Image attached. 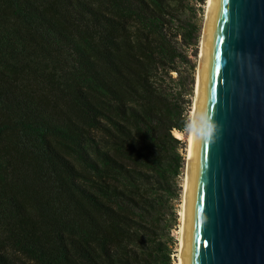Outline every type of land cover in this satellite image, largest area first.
Returning <instances> with one entry per match:
<instances>
[{
  "label": "trees",
  "instance_id": "trees-1",
  "mask_svg": "<svg viewBox=\"0 0 264 264\" xmlns=\"http://www.w3.org/2000/svg\"><path fill=\"white\" fill-rule=\"evenodd\" d=\"M204 1L0 0V264H172Z\"/></svg>",
  "mask_w": 264,
  "mask_h": 264
},
{
  "label": "water",
  "instance_id": "water-1",
  "mask_svg": "<svg viewBox=\"0 0 264 264\" xmlns=\"http://www.w3.org/2000/svg\"><path fill=\"white\" fill-rule=\"evenodd\" d=\"M205 28L180 256L264 264V0H209Z\"/></svg>",
  "mask_w": 264,
  "mask_h": 264
},
{
  "label": "rangeland",
  "instance_id": "rangeland-1",
  "mask_svg": "<svg viewBox=\"0 0 264 264\" xmlns=\"http://www.w3.org/2000/svg\"><path fill=\"white\" fill-rule=\"evenodd\" d=\"M207 0L204 1L203 4H199L196 7V12L193 14V20L199 27V35L200 39L197 44V55L192 56V59L195 62V69L193 72V82H189L191 77L190 74L184 78V80L187 82L188 87L191 89L190 94L187 95V97L190 98L191 103H190V108H189V125L186 129V131L183 133V138L182 141L184 142V147L182 148V153L185 158V167L183 168L182 173L178 177V182L179 186H181L180 190V196L179 199L177 200L176 203V213H177V221L172 228L171 234L173 235L174 238V248H173V261L172 264H180V246H181V225H182V215H183V203H184V191H185V185H186V162H187V152H188V134H189V129L192 125L193 122V108L195 105V100H196V84H197V79H198V63H199V55L201 53V39H202V34H203V28L205 24V18H206V13H207ZM190 53V50H188ZM186 75V73H185ZM192 75V74H191Z\"/></svg>",
  "mask_w": 264,
  "mask_h": 264
},
{
  "label": "bare ground",
  "instance_id": "bare-ground-1",
  "mask_svg": "<svg viewBox=\"0 0 264 264\" xmlns=\"http://www.w3.org/2000/svg\"><path fill=\"white\" fill-rule=\"evenodd\" d=\"M207 3L209 5V0H207ZM208 5H207V13H206V19H205V25H204V35L202 36L201 39V53H200V57L202 59L203 56V48H204V40H205V30H206V23H207V14H208ZM199 79H200V74L198 73V79H197V84H196V100H195V105L193 108V122L192 125L189 129V134H188V152H187V158L190 159L191 156V147H192V138H193V132L192 129L194 128V120H195V111H196V103H197V95H198V87H199ZM174 135L179 138L182 139L183 138V133L181 131L178 130H174ZM188 174L189 171L187 172V176H186V185H185V191L184 193H187V183H188ZM185 207H186V199L184 196V203H183V215H182V225H181V246L183 244V236H184V226H183V219H185ZM180 246V247H181ZM180 264H182V257L180 258Z\"/></svg>",
  "mask_w": 264,
  "mask_h": 264
},
{
  "label": "clouds",
  "instance_id": "clouds-1",
  "mask_svg": "<svg viewBox=\"0 0 264 264\" xmlns=\"http://www.w3.org/2000/svg\"><path fill=\"white\" fill-rule=\"evenodd\" d=\"M192 132L193 133H198L199 132V130L198 129H196L195 127L192 129Z\"/></svg>",
  "mask_w": 264,
  "mask_h": 264
}]
</instances>
